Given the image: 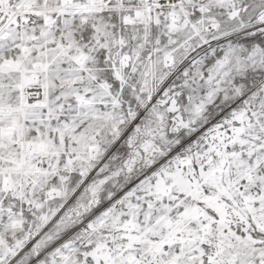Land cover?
<instances>
[{
	"label": "snow or ice",
	"instance_id": "snow-or-ice-1",
	"mask_svg": "<svg viewBox=\"0 0 264 264\" xmlns=\"http://www.w3.org/2000/svg\"><path fill=\"white\" fill-rule=\"evenodd\" d=\"M0 264H264V0H0Z\"/></svg>",
	"mask_w": 264,
	"mask_h": 264
}]
</instances>
